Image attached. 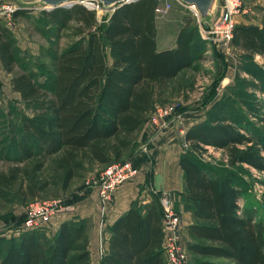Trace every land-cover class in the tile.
I'll return each instance as SVG.
<instances>
[{
  "label": "trees",
  "instance_id": "1",
  "mask_svg": "<svg viewBox=\"0 0 264 264\" xmlns=\"http://www.w3.org/2000/svg\"><path fill=\"white\" fill-rule=\"evenodd\" d=\"M157 3L129 0L115 5L100 33L95 11L84 3L43 10V34L58 37L71 28L75 36L54 55L51 76L29 67L15 71L19 49L0 19V63L11 75V89L32 110L18 117L15 152L4 151L0 137V167L8 164L0 169V197L15 193L35 198L50 184L42 179L49 159L62 188L88 164L106 167L129 161L125 156L168 84L184 69L197 68L207 50L195 17L198 24L183 18L173 47L158 49ZM21 13L17 9L13 15ZM231 43L243 51L244 61L264 55V16L260 25L235 24ZM238 70L230 92L213 99L205 117L182 136L188 150L178 158L184 181L179 195L193 218L186 226L188 264H264L263 221L255 208L238 204L247 188L230 169L246 164L264 171V141L251 125L252 107L243 104L248 89H258L260 82L239 78ZM208 146L224 151L226 168L202 161ZM159 196L153 194L148 202L132 200L107 227L109 249L101 264H167ZM74 202L64 200L61 205ZM90 253L85 219L77 216L61 221L50 236L44 228L17 230L12 236L0 233V264H90Z\"/></svg>",
  "mask_w": 264,
  "mask_h": 264
},
{
  "label": "rangeland",
  "instance_id": "2",
  "mask_svg": "<svg viewBox=\"0 0 264 264\" xmlns=\"http://www.w3.org/2000/svg\"><path fill=\"white\" fill-rule=\"evenodd\" d=\"M7 1L16 4V8L22 10V13L17 17L13 15V25L11 26L1 19L9 28L19 49L20 61L15 71L20 72L29 67L39 69L41 75L51 76L54 55L75 40L71 28L63 30L58 37L43 34L42 30L47 28V22L42 13L43 10L49 9L47 5L41 1L28 3L21 0ZM240 1V10L234 15L235 24L260 25L264 16V0ZM91 8L95 11L96 29L100 33L107 22L110 11ZM184 17L192 19L193 24L196 23L192 11L177 0H170V7L161 14H157L156 40L158 49L174 45L175 36ZM201 38L205 39L203 36ZM208 44L204 56L196 63L197 68L184 69L168 84L162 102L155 106L147 119L149 121L151 117H156L159 119L158 122L165 121L166 123H156L147 132L142 128L137 134L136 142L124 158L139 165L140 175L138 174L133 182V187L138 189L139 195L141 191H144V193H149L151 199L153 194L159 193L152 189L155 160L162 159L164 165L169 167L171 160L179 158L182 152L188 150L187 144L182 139L185 129L205 117L206 109L213 99L219 98L225 92H230L227 88L235 84V76L239 69L237 66L240 64L245 69L238 70L239 78L255 83L260 82L258 89H248V95L244 96L243 104L244 106L249 104L252 107L251 113L248 115L251 125L264 141V55L256 54L250 57L251 62H249L244 61L243 51L231 42L224 45ZM105 55L108 65H110L111 56L107 48H105ZM10 76L3 70L0 63V126L2 130L0 137L2 136L1 146L8 154L15 152L12 138L17 132L19 115L21 113L32 114V110L25 106L20 95L11 89ZM163 106H172V110L163 118L158 117L157 109ZM200 156L202 161L217 166L219 170L227 167L226 156L221 149L208 146L205 153ZM51 160L47 161L42 173V179L48 180L50 184L46 189L38 192L35 198L25 199L15 193L7 198L0 197V233L12 236L17 230H20L25 206L33 200H59L60 202L70 200L75 201L74 203H78V205L95 203L94 210L84 217H77L85 219L88 232H95L93 234L95 244L91 246L90 264H101L105 230L101 222L104 219V212L101 210V204L97 198L96 183L105 165L88 164L86 170L76 176L67 188H62L57 183L58 173L53 170ZM7 166V163H2L0 169H5ZM230 169L237 172L238 178L247 188L238 204L240 206L247 204L255 208L257 216L262 219L264 224V171H258L246 164ZM125 183L124 185L130 184ZM138 199L140 198L138 197ZM175 202L182 204L185 208L181 199ZM44 229L50 236L53 224ZM182 237L186 243L189 241L185 233Z\"/></svg>",
  "mask_w": 264,
  "mask_h": 264
},
{
  "label": "built area",
  "instance_id": "3",
  "mask_svg": "<svg viewBox=\"0 0 264 264\" xmlns=\"http://www.w3.org/2000/svg\"><path fill=\"white\" fill-rule=\"evenodd\" d=\"M188 7L194 17L199 22L201 36L208 43L224 45L231 42L233 28L235 25L234 15L239 12L241 7L240 0H217L215 11L207 25L200 23L199 12L194 4H187L177 0ZM88 7H94L103 10L112 11L104 8L98 0H88L83 2ZM170 7V0H158L154 8L155 15L161 14ZM16 4L7 0H0V19L8 26L13 25V14L16 10ZM209 45V44H208ZM207 45V46H208ZM172 106L158 107V117L167 115ZM160 115V116H159ZM159 119L151 117L149 122L156 125L166 123L158 122ZM140 169L132 165L130 161L110 164L101 171L99 180L96 183L97 198L101 204V210L113 199L114 192L123 183L134 180L139 174ZM159 203L163 210L162 215V232H163V253L167 264H188L189 253L186 248V242L183 235V224L181 215L174 207L175 199L171 192L161 191ZM72 205L63 206L59 200H33L30 201L24 210V220L20 225V230L49 228L52 217L58 212H67L72 209Z\"/></svg>",
  "mask_w": 264,
  "mask_h": 264
},
{
  "label": "crops",
  "instance_id": "4",
  "mask_svg": "<svg viewBox=\"0 0 264 264\" xmlns=\"http://www.w3.org/2000/svg\"><path fill=\"white\" fill-rule=\"evenodd\" d=\"M174 45H175V39H174ZM174 45L170 47H173ZM153 127L154 124L147 121L143 126V131L145 132L150 131ZM161 157L162 155L160 156V158ZM169 165H170L169 167L165 166L162 159L155 160V167H154L155 172L153 175L152 189L159 192L169 191L174 195L175 201L176 200L178 201L180 199L179 193L184 191L183 175L178 165V157L175 160H171ZM133 182L134 180H131V182H127L130 183L129 185H124L126 183H123L121 186H119L117 190L114 192L113 199L103 210L104 219L101 222V224L104 226L105 229L103 244H102L104 250L103 254L109 249L110 233L107 227L110 226L119 215H121L123 212H125L128 209L132 200L137 199L138 197L141 199L142 202H148L150 200V195L147 192L144 193V191H141V194L139 195L138 189L136 187L135 188L133 187L134 186ZM175 204H176V211L179 212L181 215V220L183 224V234L185 233V235H187L186 226L193 222L191 212L183 208L182 204H178L177 202H175ZM94 206L95 203L93 204L86 203L82 205H78V203H73L72 209L70 211L58 212L52 217V221H51V225L53 224L52 233L55 232L61 221L72 218L74 216L84 217L91 210H94ZM88 233H89V249L91 252L92 250L91 246L95 244V236H93L95 232L92 231L91 233L90 231Z\"/></svg>",
  "mask_w": 264,
  "mask_h": 264
},
{
  "label": "water",
  "instance_id": "5",
  "mask_svg": "<svg viewBox=\"0 0 264 264\" xmlns=\"http://www.w3.org/2000/svg\"><path fill=\"white\" fill-rule=\"evenodd\" d=\"M24 3L34 2V1H41L48 8H52L59 5H71L73 3H83L84 1L88 0H21ZM101 2L102 6L107 9H114L115 5L122 4L129 0H98ZM187 4H194L197 7L199 12V18L203 21L204 25H207V21L212 16L213 12L215 11V6L217 0H181Z\"/></svg>",
  "mask_w": 264,
  "mask_h": 264
}]
</instances>
